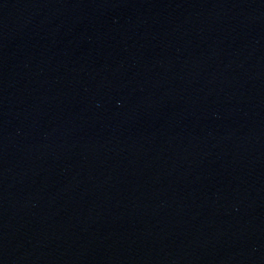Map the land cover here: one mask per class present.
<instances>
[{
    "label": "water",
    "instance_id": "water-1",
    "mask_svg": "<svg viewBox=\"0 0 264 264\" xmlns=\"http://www.w3.org/2000/svg\"><path fill=\"white\" fill-rule=\"evenodd\" d=\"M31 0H0V37Z\"/></svg>",
    "mask_w": 264,
    "mask_h": 264
}]
</instances>
